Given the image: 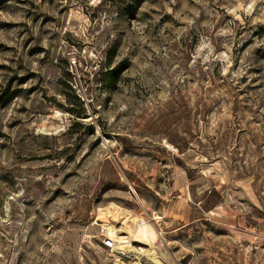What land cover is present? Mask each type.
Returning a JSON list of instances; mask_svg holds the SVG:
<instances>
[{
  "label": "rangeland",
  "instance_id": "obj_1",
  "mask_svg": "<svg viewBox=\"0 0 264 264\" xmlns=\"http://www.w3.org/2000/svg\"><path fill=\"white\" fill-rule=\"evenodd\" d=\"M259 223L264 0H0V264H264Z\"/></svg>",
  "mask_w": 264,
  "mask_h": 264
},
{
  "label": "bare ground",
  "instance_id": "obj_2",
  "mask_svg": "<svg viewBox=\"0 0 264 264\" xmlns=\"http://www.w3.org/2000/svg\"><path fill=\"white\" fill-rule=\"evenodd\" d=\"M137 200L141 203V201L139 199H137ZM119 214L126 215L125 212H122V210H121V212L119 211ZM137 217L128 214L127 221H124L122 223L123 225L121 224L119 229H123L122 233H126L125 235L118 234V228H116L114 225H112V223H108L106 226L104 225L106 227V234L114 240V243H115L114 249H116L117 247H121V248L125 247V246L129 245L130 242L140 241L141 239L146 240V241H150L152 243L154 242V240L148 235V230H147L145 220L140 219V217H138L139 218L138 219ZM113 218L116 219L114 215H113ZM114 219H112V222L115 221ZM167 243H168V241H167L166 237L163 238L161 236V238L158 239V241H156V244L158 247L157 249L159 251H157L156 249L153 248L154 250L152 249L153 251L148 254V256L150 258L149 259L144 258L145 259L144 261H146L147 263H150V264H165V262L167 264H170L167 253L164 251V248H162V246L164 247ZM154 247H155V245H154Z\"/></svg>",
  "mask_w": 264,
  "mask_h": 264
},
{
  "label": "built area",
  "instance_id": "obj_3",
  "mask_svg": "<svg viewBox=\"0 0 264 264\" xmlns=\"http://www.w3.org/2000/svg\"><path fill=\"white\" fill-rule=\"evenodd\" d=\"M254 230L255 232L261 234V235H264V223H259L258 225H256L254 227ZM113 240L110 239V238H105L103 239L102 241V245L105 247V248H112L113 247Z\"/></svg>",
  "mask_w": 264,
  "mask_h": 264
}]
</instances>
